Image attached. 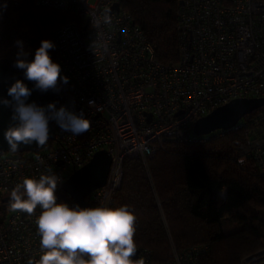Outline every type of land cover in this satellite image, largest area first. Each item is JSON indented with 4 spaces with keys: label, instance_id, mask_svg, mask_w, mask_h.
<instances>
[{
    "label": "built area",
    "instance_id": "built-area-1",
    "mask_svg": "<svg viewBox=\"0 0 264 264\" xmlns=\"http://www.w3.org/2000/svg\"><path fill=\"white\" fill-rule=\"evenodd\" d=\"M38 1L72 10L80 20L53 32V60L69 78L54 98L57 108L82 111L92 124L77 136L54 122V138L33 155L0 153V201H6L23 178H38L49 170L62 178V185L97 151L106 149L112 156L108 178L87 200L91 207H111L126 159L146 162L168 143H205L241 128L248 144L242 161L252 156L264 174V106L230 129L203 135L193 130L200 117L232 99L264 98V0H180L179 57L169 64L157 58L120 0ZM116 3L120 8L111 11L112 24L100 30L108 51L95 55L89 47L95 38L90 15L102 14ZM41 212L39 207L31 216L11 211L0 219V264H36L41 252L35 220ZM209 249L193 245L178 251L172 244V259L157 264H201L200 255ZM152 255V250L142 248L136 259L152 264ZM239 264H264V253L246 256Z\"/></svg>",
    "mask_w": 264,
    "mask_h": 264
},
{
    "label": "trees",
    "instance_id": "trees-1",
    "mask_svg": "<svg viewBox=\"0 0 264 264\" xmlns=\"http://www.w3.org/2000/svg\"><path fill=\"white\" fill-rule=\"evenodd\" d=\"M179 2L120 0L165 64L179 57ZM71 21L80 22L72 10L38 0H0V56L16 60L21 40L32 60L41 42L54 43L55 28ZM50 54L53 58L54 48ZM247 152L241 128L205 143H168L146 162L128 158L111 208L128 205L135 210L138 249L152 250V264L172 259V244L184 251L203 243L211 248L200 255L201 264H239L264 250V174L252 156L242 161ZM57 195L58 202L73 206L62 185ZM10 212L9 202L1 200L0 219Z\"/></svg>",
    "mask_w": 264,
    "mask_h": 264
},
{
    "label": "clouds",
    "instance_id": "clouds-1",
    "mask_svg": "<svg viewBox=\"0 0 264 264\" xmlns=\"http://www.w3.org/2000/svg\"><path fill=\"white\" fill-rule=\"evenodd\" d=\"M90 17L95 38L89 47L95 55L98 50L106 53L108 45L103 43L100 30L112 24L111 10L105 9L102 14ZM16 44L19 50L14 66L24 71L25 78L33 82L34 88L17 79L8 88L11 99H0V105L12 109L11 122L4 132L9 150L16 152L21 145L33 143L38 147L46 145L50 138V121L73 135L88 132L92 122L82 111L77 113L67 106L57 108L55 102L46 106L27 102L33 90L59 92L69 81L68 76L63 75L60 63L50 54L55 44L44 39L32 60L27 58L29 53L24 50L23 41L18 40ZM61 183L62 178L49 170L38 178H23L10 192L11 211L31 216L37 207L42 209L35 220L41 252L36 264H144L143 260L136 259L138 217L134 209L128 205L81 208L58 202L57 191ZM29 264L33 262L29 261Z\"/></svg>",
    "mask_w": 264,
    "mask_h": 264
},
{
    "label": "water",
    "instance_id": "water-1",
    "mask_svg": "<svg viewBox=\"0 0 264 264\" xmlns=\"http://www.w3.org/2000/svg\"><path fill=\"white\" fill-rule=\"evenodd\" d=\"M120 4L116 3L110 10L119 9ZM15 59L0 56V99H11L8 96V88L17 80H23L30 88L34 84L28 81L24 76V71L14 66ZM55 92L49 90L41 92L33 90L28 99V103L36 102L38 105L46 106L55 102ZM264 106V98L240 97L215 108L205 116L200 117L194 124L193 130L196 135L209 134L217 129H230L235 126L245 115L254 112ZM12 109L0 105V153L9 150V145L4 139V132L11 122ZM50 138H54V121H50ZM47 145V143H46ZM38 147L35 143L32 145H21L19 152L39 151L46 147ZM112 163V156L106 150L97 151L94 156L81 168L75 170L69 178L62 184L63 189L73 200V207L81 208L91 207L87 196L95 189L103 186L109 175ZM9 201V197L6 198ZM138 253V251H137ZM264 253V252H262ZM137 255V254H136Z\"/></svg>",
    "mask_w": 264,
    "mask_h": 264
},
{
    "label": "rangeland",
    "instance_id": "rangeland-1",
    "mask_svg": "<svg viewBox=\"0 0 264 264\" xmlns=\"http://www.w3.org/2000/svg\"><path fill=\"white\" fill-rule=\"evenodd\" d=\"M91 3H93L95 0H89ZM4 54H2L1 56H3ZM33 153L34 152H32V151H30V152H24V155L25 156H31V155H33ZM224 226H225V230L227 231L228 230V226H227V221H225V223H224ZM197 245H208L209 247H210V244H206V243H203V244H197ZM211 248V247H210ZM262 252H264V250H262V251H260V252H258V253H262ZM257 254V253H256ZM253 255V254H252ZM248 256H250V255H248Z\"/></svg>",
    "mask_w": 264,
    "mask_h": 264
}]
</instances>
